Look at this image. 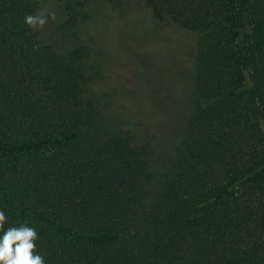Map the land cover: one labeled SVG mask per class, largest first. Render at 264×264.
<instances>
[{
  "label": "trees",
  "instance_id": "16d2710c",
  "mask_svg": "<svg viewBox=\"0 0 264 264\" xmlns=\"http://www.w3.org/2000/svg\"><path fill=\"white\" fill-rule=\"evenodd\" d=\"M107 1L197 33L186 107L105 80L90 0H54V41L48 0H0L3 230L45 264H264V0Z\"/></svg>",
  "mask_w": 264,
  "mask_h": 264
},
{
  "label": "rangeland",
  "instance_id": "374dc122",
  "mask_svg": "<svg viewBox=\"0 0 264 264\" xmlns=\"http://www.w3.org/2000/svg\"><path fill=\"white\" fill-rule=\"evenodd\" d=\"M90 4L100 9L98 17L103 26L101 29L107 33L99 48L104 52V58L110 60L112 56L116 61L114 67H105V80L110 85H117L124 76H130L128 80L131 83L144 82L150 96H158L165 101L171 97L173 104H169L181 114L186 107L184 102L193 74L197 33L169 20L157 21L142 7L136 10L135 17L125 22L107 0H90ZM43 14L48 17L41 28L43 35L46 40L54 41L57 39L55 24L63 18L64 13L54 0H48ZM130 59L134 60L136 67L141 68V79L133 76Z\"/></svg>",
  "mask_w": 264,
  "mask_h": 264
},
{
  "label": "clouds",
  "instance_id": "9594fccd",
  "mask_svg": "<svg viewBox=\"0 0 264 264\" xmlns=\"http://www.w3.org/2000/svg\"><path fill=\"white\" fill-rule=\"evenodd\" d=\"M55 19L54 15L52 17ZM48 17L44 14L27 16L25 22L33 27L43 28ZM7 217L0 210V230L4 229ZM38 234L27 224L9 227L0 235V264H45L44 258L36 251Z\"/></svg>",
  "mask_w": 264,
  "mask_h": 264
}]
</instances>
